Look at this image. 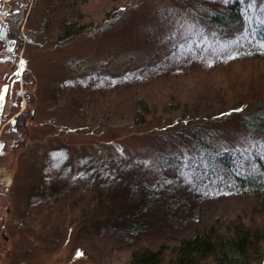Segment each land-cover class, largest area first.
<instances>
[{"label": "rangeland", "instance_id": "obj_1", "mask_svg": "<svg viewBox=\"0 0 264 264\" xmlns=\"http://www.w3.org/2000/svg\"><path fill=\"white\" fill-rule=\"evenodd\" d=\"M227 1L0 0L21 36L14 64L0 45V264H128L218 218L264 226L210 169L227 148L253 150L238 119H219L233 108L218 84L264 71L256 59L214 66L245 42L264 48V0H238L247 32H212L209 12ZM74 20L80 33L59 40ZM130 98L145 102L142 120ZM197 115L208 133L188 124Z\"/></svg>", "mask_w": 264, "mask_h": 264}, {"label": "trees", "instance_id": "obj_2", "mask_svg": "<svg viewBox=\"0 0 264 264\" xmlns=\"http://www.w3.org/2000/svg\"><path fill=\"white\" fill-rule=\"evenodd\" d=\"M209 13L207 24L210 25L213 33L223 38H230L229 36L232 35L240 36L243 31L247 32L249 24L246 19L247 12L244 11L240 1H227L220 9ZM75 23L76 20L63 22L58 30V39L66 40L78 35L81 30ZM238 50L236 56L212 57L214 66H222L236 59L264 60V48L254 41L243 43ZM254 75L253 82L244 80L239 81L237 85H235L236 81L218 84L219 89H225L224 92L231 90L229 91L231 99L226 101L229 104L227 106L233 108L220 114L219 119L221 121L238 119L242 129L253 140V150L246 154L239 148H227L216 154L212 161L214 167L210 169L217 168L226 179L230 180L232 187L238 193L252 198L253 211L264 213V91L260 85L264 82V71L259 69ZM218 93L222 95L221 92ZM128 102H130L129 110L136 120L140 118L142 120L139 111H146L145 102L141 98H130ZM173 117H167V122L171 125ZM189 123L201 135L204 131H207L205 134L209 132L199 115L190 117ZM244 158L246 164L251 161L255 165L247 173L242 168ZM211 165L213 166L212 163ZM258 258H264V226L249 227L242 220L226 222L218 218L207 228L181 240L168 250L164 246H159L154 251L135 249L127 262L128 264H249L251 259Z\"/></svg>", "mask_w": 264, "mask_h": 264}, {"label": "flooded vegetation", "instance_id": "obj_3", "mask_svg": "<svg viewBox=\"0 0 264 264\" xmlns=\"http://www.w3.org/2000/svg\"><path fill=\"white\" fill-rule=\"evenodd\" d=\"M3 25V26H5V28H6V33H7V37L8 38H10V39H13V40H15L16 41V46H15V49H14V51L12 52V53H6L5 52V48H6V46H5V44H4V42L2 41V40H0V45H2V47H3V53L5 54V55H7V56H10L11 58H12V62H13V64H14V62H16L17 61V57L19 56V54H18V47H19V41H20V39H21V36H20V34H18V35H16L15 33H13V32H11L10 30H9V28H8V23H4V22H2V21H0V25ZM5 97L4 96H1L0 97V108L2 109L1 110V113H0V118H1V115H2V113H3V111H4V106H5ZM13 119V118H12ZM11 119V120H12ZM15 119V118H14ZM16 120V119H15ZM0 124H1V119H0ZM1 126V125H0Z\"/></svg>", "mask_w": 264, "mask_h": 264}, {"label": "water", "instance_id": "obj_4", "mask_svg": "<svg viewBox=\"0 0 264 264\" xmlns=\"http://www.w3.org/2000/svg\"><path fill=\"white\" fill-rule=\"evenodd\" d=\"M0 40H2L6 46L5 48L6 53L8 52L12 53L14 51L15 46H16V41L7 37L6 28L2 24L0 25ZM1 110L2 109L0 108V113H1ZM14 120L15 119L13 118L11 122H14ZM2 146H3V142L2 143L0 142V150L2 149ZM1 236H3L2 233H1ZM3 239L6 241L7 237L3 236Z\"/></svg>", "mask_w": 264, "mask_h": 264}]
</instances>
